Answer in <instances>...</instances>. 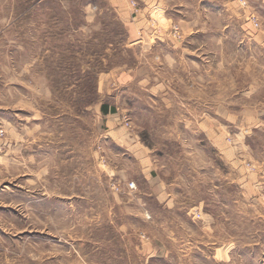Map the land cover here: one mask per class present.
<instances>
[{"label":"rangeland","instance_id":"374dc122","mask_svg":"<svg viewBox=\"0 0 264 264\" xmlns=\"http://www.w3.org/2000/svg\"><path fill=\"white\" fill-rule=\"evenodd\" d=\"M165 4L0 0V264H264V0Z\"/></svg>","mask_w":264,"mask_h":264},{"label":"crops","instance_id":"0c3cea01","mask_svg":"<svg viewBox=\"0 0 264 264\" xmlns=\"http://www.w3.org/2000/svg\"><path fill=\"white\" fill-rule=\"evenodd\" d=\"M109 2L123 22L126 34L134 40V44L138 43L141 48L146 45L150 50L159 47V51L165 53L164 57L167 56V51L172 52L175 51V47H181V44L173 46L170 26L175 20L168 14L165 0H109ZM178 23L183 27L182 23ZM144 37L151 43H144Z\"/></svg>","mask_w":264,"mask_h":264},{"label":"trees","instance_id":"16d2710c","mask_svg":"<svg viewBox=\"0 0 264 264\" xmlns=\"http://www.w3.org/2000/svg\"><path fill=\"white\" fill-rule=\"evenodd\" d=\"M100 111L103 113V114H106V113H109V111H111V109H109L105 104H102L100 106Z\"/></svg>","mask_w":264,"mask_h":264}]
</instances>
